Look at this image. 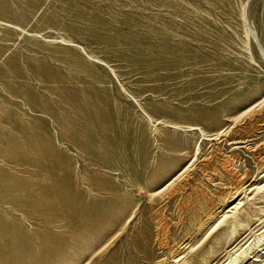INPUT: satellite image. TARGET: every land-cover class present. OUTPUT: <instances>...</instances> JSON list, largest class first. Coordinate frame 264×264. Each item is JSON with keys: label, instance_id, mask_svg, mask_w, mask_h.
<instances>
[{"label": "rangeland", "instance_id": "1", "mask_svg": "<svg viewBox=\"0 0 264 264\" xmlns=\"http://www.w3.org/2000/svg\"><path fill=\"white\" fill-rule=\"evenodd\" d=\"M159 262L264 264V0H0V264Z\"/></svg>", "mask_w": 264, "mask_h": 264}, {"label": "bare ground", "instance_id": "2", "mask_svg": "<svg viewBox=\"0 0 264 264\" xmlns=\"http://www.w3.org/2000/svg\"><path fill=\"white\" fill-rule=\"evenodd\" d=\"M212 159V158H211ZM230 162V161H229ZM225 163V162H224ZM231 166V165H230ZM235 175V174H234ZM209 199V198H208ZM178 207V206H177ZM231 229V228H230ZM145 252V251H144ZM143 259V258H142ZM233 262H235V261H233ZM151 263V262H150ZM160 264H161V262H159Z\"/></svg>", "mask_w": 264, "mask_h": 264}]
</instances>
